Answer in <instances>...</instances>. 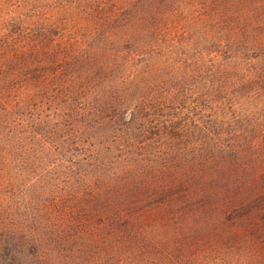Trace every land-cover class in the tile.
<instances>
[{"label": "rangeland", "instance_id": "374dc122", "mask_svg": "<svg viewBox=\"0 0 264 264\" xmlns=\"http://www.w3.org/2000/svg\"><path fill=\"white\" fill-rule=\"evenodd\" d=\"M0 264H264V0H0Z\"/></svg>", "mask_w": 264, "mask_h": 264}, {"label": "trees", "instance_id": "16d2710c", "mask_svg": "<svg viewBox=\"0 0 264 264\" xmlns=\"http://www.w3.org/2000/svg\"><path fill=\"white\" fill-rule=\"evenodd\" d=\"M38 30L41 31V35H40V42H37L35 43V45H38V56L37 57V60H39L38 62V65L40 66L39 67V70H42L44 69V71H47L48 70V66H47V60L46 59H52L53 60V56L50 55V52L48 50V47L50 46L49 45V41H48V38L46 37V30H42L41 28H38ZM29 39H32L31 36H28ZM28 45L31 46V44L28 42ZM31 69V68H29ZM48 99V101H51L53 100L55 97L52 98V95L51 96H47L46 97Z\"/></svg>", "mask_w": 264, "mask_h": 264}]
</instances>
